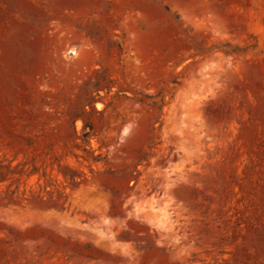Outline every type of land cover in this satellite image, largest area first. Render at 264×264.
<instances>
[{
  "label": "rangeland",
  "instance_id": "374dc122",
  "mask_svg": "<svg viewBox=\"0 0 264 264\" xmlns=\"http://www.w3.org/2000/svg\"><path fill=\"white\" fill-rule=\"evenodd\" d=\"M0 264H264V0H0Z\"/></svg>",
  "mask_w": 264,
  "mask_h": 264
}]
</instances>
